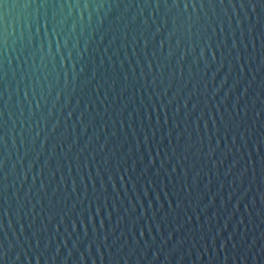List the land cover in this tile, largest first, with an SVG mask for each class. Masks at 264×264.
<instances>
[{
  "label": "water",
  "instance_id": "1",
  "mask_svg": "<svg viewBox=\"0 0 264 264\" xmlns=\"http://www.w3.org/2000/svg\"><path fill=\"white\" fill-rule=\"evenodd\" d=\"M0 264H264V0H0Z\"/></svg>",
  "mask_w": 264,
  "mask_h": 264
}]
</instances>
